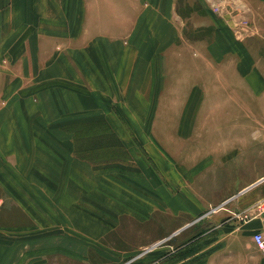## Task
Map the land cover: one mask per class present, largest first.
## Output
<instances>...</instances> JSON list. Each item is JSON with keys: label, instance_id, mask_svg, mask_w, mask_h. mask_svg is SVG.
<instances>
[{"label": "crops", "instance_id": "0c3cea01", "mask_svg": "<svg viewBox=\"0 0 264 264\" xmlns=\"http://www.w3.org/2000/svg\"><path fill=\"white\" fill-rule=\"evenodd\" d=\"M256 129L264 0H0V264H264Z\"/></svg>", "mask_w": 264, "mask_h": 264}, {"label": "rangeland", "instance_id": "374dc122", "mask_svg": "<svg viewBox=\"0 0 264 264\" xmlns=\"http://www.w3.org/2000/svg\"><path fill=\"white\" fill-rule=\"evenodd\" d=\"M246 137H256L258 138H263L264 137V130L256 129V130H249L246 133V130H241L240 131V138H246ZM247 161H241V172L244 173L245 175L241 174L239 177H226V176H197L193 178L195 181V184H193V190H199L201 188L199 195L202 196V202L206 205H208V211L206 209H202V211L197 212L196 215L197 217H205L208 215L207 219V226L209 231L214 232V222L211 220V214L212 216H215L216 209L221 206L222 204H217L221 201L223 197H227L231 195L232 192H230L227 188H231V185H234V188H236V185L238 186L243 185L244 183L248 182L249 180L253 179L251 175L254 172L262 170L264 167V162L257 160L255 162V165H253L252 161L249 162L247 165ZM245 164V166H243ZM225 188L228 191H222V189ZM155 216H166V214L163 213H158L154 214ZM146 237V235H145ZM150 241H147L145 238L142 243L147 244Z\"/></svg>", "mask_w": 264, "mask_h": 264}, {"label": "built area", "instance_id": "2783aa9c", "mask_svg": "<svg viewBox=\"0 0 264 264\" xmlns=\"http://www.w3.org/2000/svg\"><path fill=\"white\" fill-rule=\"evenodd\" d=\"M263 202H264V199H263ZM263 212H264V207H263ZM253 239H254V242L261 248H264V236L262 234V232L260 231H255L253 233Z\"/></svg>", "mask_w": 264, "mask_h": 264}]
</instances>
